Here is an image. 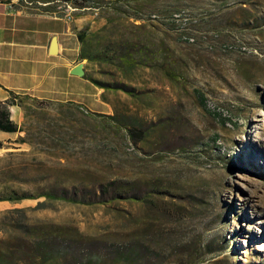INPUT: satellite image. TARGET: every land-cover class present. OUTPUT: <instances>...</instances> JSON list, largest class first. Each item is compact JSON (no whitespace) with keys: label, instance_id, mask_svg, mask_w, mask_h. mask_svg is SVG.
Masks as SVG:
<instances>
[{"label":"rangeland","instance_id":"obj_1","mask_svg":"<svg viewBox=\"0 0 264 264\" xmlns=\"http://www.w3.org/2000/svg\"><path fill=\"white\" fill-rule=\"evenodd\" d=\"M99 3L84 63L132 94L108 89L107 114L31 107L1 156L22 190L80 202H0V264H264V0H154L157 19ZM123 41L146 65L121 64Z\"/></svg>","mask_w":264,"mask_h":264},{"label":"crops","instance_id":"obj_2","mask_svg":"<svg viewBox=\"0 0 264 264\" xmlns=\"http://www.w3.org/2000/svg\"><path fill=\"white\" fill-rule=\"evenodd\" d=\"M64 0H46V7L24 0H0V101L10 94L38 101L71 103L90 113L112 112L108 92L92 81L91 69L80 59L83 42L106 24L102 13L97 19L76 14L66 21L58 14ZM79 36V38H78ZM55 44V53L51 45ZM81 64L84 74H72ZM10 119L19 127L24 113L10 106ZM24 132L0 131V156L6 151H20L16 142ZM9 146V147H8Z\"/></svg>","mask_w":264,"mask_h":264},{"label":"trees","instance_id":"obj_3","mask_svg":"<svg viewBox=\"0 0 264 264\" xmlns=\"http://www.w3.org/2000/svg\"><path fill=\"white\" fill-rule=\"evenodd\" d=\"M28 1H35V0H28ZM108 3V7L114 8V9H122L120 7H126L127 9H132V11L135 14H139L142 11H147V15L149 14L151 19H157V14H155L154 10L150 9V5H153L154 0H103ZM116 4H119L116 6ZM125 12V11H124ZM159 15V14H158ZM135 20H139L140 18L137 16H134ZM150 19V18H149ZM178 19V18H176ZM173 22V21H172ZM174 23V22H173ZM178 30V28H175ZM79 38V36H78ZM80 41L83 42V45L85 46V40L83 38H79ZM111 46L106 45L104 49V57L107 58V53ZM137 47H140L136 44L129 43L127 41H123L122 46L118 50H114L115 55L118 57V60L121 62V64L127 68H135L140 65H146L144 64L145 57L143 56V52L141 51V48L136 49ZM80 59H85L88 62H96L100 59L87 56L84 54V51L80 55ZM108 61V60H106ZM164 71L166 75L171 76V72L164 68ZM94 81V80H92ZM97 85H99L101 88H104L106 91L108 89H120L122 91H125L128 94H132L131 90H128L125 86L122 85H116V86H109L108 84H102L100 82L94 81ZM199 102L201 105L205 106V99L202 95H199ZM24 100H29L30 103H28V106H24L25 102ZM45 103L44 101H38L34 98L29 97H21V96H15L14 94H10V97L5 101H0V131L5 133H17V132H25V135L27 136L28 133L24 130L23 125L18 126L10 119V112L9 107L10 106H18L21 108V110L24 113V117L27 116L29 110L31 107H41ZM71 104V103H68ZM75 105V104H74ZM77 106V105H76ZM79 107V106H77ZM82 109V108H80ZM128 136L130 137V140L137 144L141 142L144 139V132L138 128L131 127L127 129ZM28 140L25 137H19L16 142L19 144L26 143ZM1 147V144H0ZM21 175L19 170L16 168V152H8L7 154H4L0 157V202H10V203H18L23 200H34L38 199L40 197H44L50 200H64L68 201L70 203H79L80 201L76 200L75 198H67L64 195H58L56 193H41L38 195H33L30 192L22 190L20 186H17L21 183ZM111 186V184L109 185ZM120 198H123V196H119ZM92 202H89L91 204ZM99 203H103L102 201ZM1 256V253H0Z\"/></svg>","mask_w":264,"mask_h":264},{"label":"built area","instance_id":"obj_4","mask_svg":"<svg viewBox=\"0 0 264 264\" xmlns=\"http://www.w3.org/2000/svg\"><path fill=\"white\" fill-rule=\"evenodd\" d=\"M24 1L29 5L35 3L42 7L50 5V3L40 2V0ZM60 5L61 7L58 10V14L66 21H72L76 14L89 15L93 19H97L100 16L101 6L99 0H64ZM84 112L88 113V111Z\"/></svg>","mask_w":264,"mask_h":264},{"label":"water","instance_id":"obj_5","mask_svg":"<svg viewBox=\"0 0 264 264\" xmlns=\"http://www.w3.org/2000/svg\"><path fill=\"white\" fill-rule=\"evenodd\" d=\"M55 51H56V47H55V44L53 43L51 45V52L55 53ZM72 74L82 76L84 74L83 69H82V65L79 64L75 68H73Z\"/></svg>","mask_w":264,"mask_h":264}]
</instances>
